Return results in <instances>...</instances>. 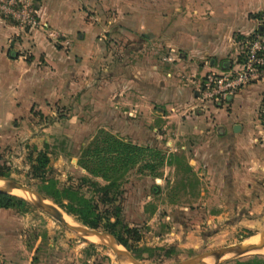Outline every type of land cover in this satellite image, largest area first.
Instances as JSON below:
<instances>
[{"label":"rangeland","instance_id":"rangeland-1","mask_svg":"<svg viewBox=\"0 0 264 264\" xmlns=\"http://www.w3.org/2000/svg\"><path fill=\"white\" fill-rule=\"evenodd\" d=\"M80 2L84 22L96 34L93 40H101L99 53L80 56L81 63L75 56L65 75H48L47 84L44 74L43 94L49 86L57 88L59 99L29 104L11 95L9 117L0 118V176L37 192L44 175L102 208V194L93 184L106 183L82 164L95 168L94 162L105 153L103 141L111 137L137 154L118 166L123 173L119 187L108 196L117 207L109 222H120L117 232L133 252L122 247L129 263L178 264L242 242L264 241V169L236 165L242 172L235 180L225 171L227 151L232 149L216 136L221 127L216 116L228 111L229 100L211 96L216 87L208 82V77L231 78L239 72L245 42L264 31L259 0H251L252 13L244 14L256 27L244 36L234 32L223 55L217 53L221 46L215 44L216 26L231 25L234 14L222 12L243 7L242 0ZM32 4L35 26L2 11L0 21L17 32L39 29L56 45L68 48L65 37L47 31L39 14L41 0ZM18 37L15 33L13 41ZM168 40L170 47L164 43ZM21 55L20 60L29 64L37 60L44 72L49 67L43 56H28L22 49ZM211 60L218 68L210 67ZM258 84L264 85L250 86ZM168 87L185 90L187 102L184 96L164 99L162 92ZM263 96L264 92L253 121L255 145L264 141ZM5 101L6 93L0 92V114L6 112ZM42 157L47 163L40 168ZM10 195L23 200V195ZM26 204L0 209V229L10 238L20 235L32 264H120L101 241L76 235ZM253 256L264 258L247 254L220 264Z\"/></svg>","mask_w":264,"mask_h":264},{"label":"crops","instance_id":"crops-1","mask_svg":"<svg viewBox=\"0 0 264 264\" xmlns=\"http://www.w3.org/2000/svg\"><path fill=\"white\" fill-rule=\"evenodd\" d=\"M41 2L39 14L44 25L48 26L47 31L60 33L66 38L70 46L65 48L56 45L39 29L29 32H17L15 27L0 21V92L6 93V101L4 102L6 112L0 114L1 119L9 117L12 106L11 95H14L12 96L14 100L18 99L29 104H40L43 101L59 99L57 88L49 86L45 95L43 94L44 74L52 76L59 72L60 75L64 76L71 62H74L75 56L79 57L76 62L81 63L80 56L89 58L99 53L97 49L100 47L101 40H98V42L93 40L96 34L93 33L89 22L87 24L84 22L80 0H41ZM242 3L243 7H236L234 10L227 7L222 12L227 15L233 13L235 21L231 25L229 23L224 24L226 25L224 27L222 26L223 23L216 26L218 36L214 38L216 40L215 44L221 46L217 48L218 55L227 53L228 44L234 32L244 36L245 33L253 31L256 27L251 20L244 17L246 12L248 14L252 13L249 11L252 8L251 0H242ZM258 3V9L264 11V0H259ZM224 28L227 29L226 33L223 31ZM15 33H19V37L13 41L12 36ZM79 33L82 36H78ZM143 38L149 40L150 36L145 34ZM170 41H166L167 43L164 41L166 47H170ZM224 45L226 47H223ZM4 48L6 49L5 52H3ZM21 49L28 56H43L49 65L48 68H52L55 72L48 68L45 72L37 68V60L32 61L30 64L20 60L19 56H22ZM12 53L13 55H11ZM212 61H214L213 65L211 64ZM211 66L218 68L215 60L210 61ZM48 77L46 84L50 82L51 77ZM14 90H17L18 93L16 94ZM263 92L264 85L261 84L242 90L236 97L229 100L228 111L224 113L219 111L221 113L216 116L217 122L221 126L218 128L216 136L220 142H226L232 149V151H227L229 161L226 164L225 171L230 173L234 180L236 174L242 172V169H237L236 165L247 167L246 165L251 164L258 166L260 170L264 169V141L259 145H255L256 134L253 131V125L255 124L253 121ZM162 95H164V99L171 96L183 99V96H187V92L183 89L177 90V88L168 87L163 90ZM184 100L187 102L188 99L185 97ZM235 126L238 127L235 129ZM240 157L247 159L243 161L239 159ZM4 232L6 230L0 229V264H32V256L20 242V235L17 234L13 236L14 238H10Z\"/></svg>","mask_w":264,"mask_h":264},{"label":"trees","instance_id":"trees-1","mask_svg":"<svg viewBox=\"0 0 264 264\" xmlns=\"http://www.w3.org/2000/svg\"><path fill=\"white\" fill-rule=\"evenodd\" d=\"M103 143L106 145L104 148L105 153L98 156L97 162L93 164L96 165L95 168H89L86 164H82L83 169L89 174L100 177L106 183L103 187L98 184H93L96 191L102 194L100 198L102 208L99 207L101 204L95 203L92 199L84 197L78 191L58 185L56 181L44 175L40 176L42 183L37 192L65 214L72 216L82 226L94 230L102 228L105 232L112 234L123 248L133 253L128 246L127 240L117 232V227L120 225V222H114L113 224L109 222L111 215L115 216L117 207L113 206L115 202H111L108 196L112 191L117 192L118 190L119 181L123 174L120 172L118 166L125 163L127 159L131 160L135 158L137 154H135V148L132 149L111 137L106 138ZM97 152L101 153V150L97 149ZM116 154L117 156H115ZM84 159L85 156L83 160ZM39 163L40 168H43L47 161L42 157ZM26 206L27 204L24 200L0 192V209H11L15 207L25 208ZM134 258L138 259L136 256H134ZM224 264H264V258L253 256Z\"/></svg>","mask_w":264,"mask_h":264},{"label":"built area","instance_id":"built-area-1","mask_svg":"<svg viewBox=\"0 0 264 264\" xmlns=\"http://www.w3.org/2000/svg\"><path fill=\"white\" fill-rule=\"evenodd\" d=\"M33 0H0V11L9 14L21 21H28L31 26L36 25L33 13ZM255 38H248L241 49L242 61L238 64L239 72L231 78L214 79L208 77V82H212L216 90L211 96L221 97L222 100L234 97V95L244 87H249L254 83L264 84V31L259 32ZM260 114L264 122V96L261 102Z\"/></svg>","mask_w":264,"mask_h":264},{"label":"water","instance_id":"water-1","mask_svg":"<svg viewBox=\"0 0 264 264\" xmlns=\"http://www.w3.org/2000/svg\"><path fill=\"white\" fill-rule=\"evenodd\" d=\"M261 31V30H260ZM13 55V53L11 54ZM211 64H214V61L211 62ZM231 98H229L228 100H230ZM238 126H235V129ZM234 129V130H235ZM0 182L6 184V186H8L12 191H20L23 192L27 195H33L37 198V201L31 199V198H27L25 196H22L23 200H25L26 202H28L29 204H31L32 206H34L35 208H37L38 210H40L41 212L45 213L46 215L50 216L51 218H53L58 224H60L63 228L73 232L76 235H80L82 237H93L96 238L97 240L101 241V242H107L108 245L110 246L111 250L113 251V253L115 254L118 262L120 261H124L125 264H129V262L126 259V256L124 254V252L126 253V251L122 248V246L119 244V242L117 241V239L110 233L107 232H100L94 229H89L87 227L84 226H74L69 224L67 221H65L61 216H59L58 214H56V212L54 210H52L50 208V206L46 203V199L45 197H43L41 194H39L38 192L32 191L31 189H29L26 186H23L9 178L6 177H2L0 176ZM264 248V241H260L257 244H249V243H239L233 246H229L226 248H223V250L227 253L230 254V256L224 260H222L220 263L226 261L227 259H229L230 257H236V254H238L239 252L246 250V249H261ZM222 250V249H221ZM212 257H220L222 258V255L218 254V250L217 251H212V252H208L205 254H201L198 255L194 258L185 260L181 263L178 264H194L197 262H200L204 259L207 258H212Z\"/></svg>","mask_w":264,"mask_h":264},{"label":"bare ground","instance_id":"bare-ground-1","mask_svg":"<svg viewBox=\"0 0 264 264\" xmlns=\"http://www.w3.org/2000/svg\"><path fill=\"white\" fill-rule=\"evenodd\" d=\"M0 192L2 193H6V194H18V195H23L27 198H31L35 201H37V198L35 196H31V195H27L23 192H20V191H12L8 186H6V184L0 182ZM47 203V202H46ZM48 204V203H47ZM50 206V208L52 210H54L56 212V214H58L59 216H61L65 221H67L69 224L71 225H74V226H77L76 224H74L73 222H71L70 220L64 218V215L58 211L57 209L53 208L50 204H48ZM93 238V237H91ZM96 239V238H94ZM97 240V239H96ZM103 244H105L106 246H108L110 248V246L108 245L107 242H102ZM245 243H249V244H257L255 242H252V241H246ZM125 256H126V259L128 262H131V259L129 258V256L127 255V253H125ZM218 254L219 255H222L223 257L220 258V257H212V258H207V259H204L200 262H197V263H194V264H219V262H221L222 260L228 258L230 256V254H227L223 249H219L218 250ZM247 254H259V255H262L264 256V248H261V249H246V250H243L241 252H239L238 254H236V256H247ZM232 258V257H231ZM120 264H125L124 261H120L119 262ZM129 264H139V263H136V262H132V263H129Z\"/></svg>","mask_w":264,"mask_h":264}]
</instances>
